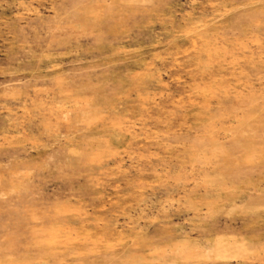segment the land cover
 <instances>
[{"label":"rangeland","instance_id":"374dc122","mask_svg":"<svg viewBox=\"0 0 264 264\" xmlns=\"http://www.w3.org/2000/svg\"><path fill=\"white\" fill-rule=\"evenodd\" d=\"M0 264H264V0H0Z\"/></svg>","mask_w":264,"mask_h":264}]
</instances>
